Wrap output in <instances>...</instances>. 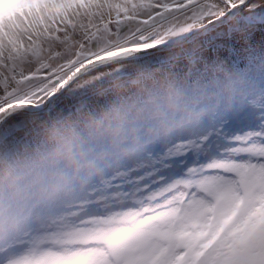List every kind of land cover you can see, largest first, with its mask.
<instances>
[{"label":"rangeland","instance_id":"374dc122","mask_svg":"<svg viewBox=\"0 0 264 264\" xmlns=\"http://www.w3.org/2000/svg\"><path fill=\"white\" fill-rule=\"evenodd\" d=\"M241 1L0 0V116L20 104L43 107L89 59L182 40L223 17L217 15L220 10L227 12ZM5 4L10 7L5 9ZM261 7L264 0H252L223 27L242 32L259 25L264 22ZM214 30L188 45L118 63L125 65L120 71L115 69L118 64L96 70L70 86L72 101L59 95L47 112L14 115L0 129V150L17 156L24 148L41 144L38 133L43 125L86 107L92 91L106 94L123 88L125 97L131 98L134 80H145L168 65L172 68L166 77L155 74V81L148 83L186 94L176 76L181 68L175 66L197 56V67L208 70L215 58L201 62V56ZM167 52L171 53L163 54ZM218 61L224 70V62ZM247 95L241 104L253 103L248 106L256 113L251 122L234 117L227 106L218 112V120L194 125L186 114L163 127L141 129L119 145L106 139L87 144L80 173L61 174L48 191L25 201L0 204V264H56L55 250L76 246L103 249L93 264H163L168 246L223 234L248 207L249 197L254 223L264 220V179L250 189H237L222 175L204 174L220 166L216 156L227 158L237 136L264 127V86ZM121 184L139 187L121 194ZM78 206L80 211L74 209ZM27 207L33 213H26ZM111 229L119 231H105Z\"/></svg>","mask_w":264,"mask_h":264},{"label":"clouds","instance_id":"9594fccd","mask_svg":"<svg viewBox=\"0 0 264 264\" xmlns=\"http://www.w3.org/2000/svg\"><path fill=\"white\" fill-rule=\"evenodd\" d=\"M133 85L131 98L117 92L116 99L95 110L82 126L66 122L45 128L40 146L24 159L0 150V199L19 202L46 192L61 174L84 167L86 146L93 140L122 144L141 129L160 128L182 119L194 103L170 86H156L138 79Z\"/></svg>","mask_w":264,"mask_h":264},{"label":"snow or ice","instance_id":"6c2138e0","mask_svg":"<svg viewBox=\"0 0 264 264\" xmlns=\"http://www.w3.org/2000/svg\"><path fill=\"white\" fill-rule=\"evenodd\" d=\"M217 15L228 18L224 10L217 12ZM259 15L264 21V7L260 8ZM223 23L221 20L219 28L213 26L215 30L208 39V48L202 53L201 62H211L215 58L231 63L253 50L264 52V22L247 26L242 32L230 31L223 27ZM215 159L220 166L210 168L204 174L222 175L226 183L237 189L252 188L258 180L264 179V127L237 136L227 158L218 155ZM134 187L139 186L121 184L118 191L124 194ZM251 207L249 197L248 207L242 209L237 221L229 225L219 237L210 236L195 243L168 246L163 264H264V228L255 227L254 217L249 213ZM97 215L103 216L105 213L97 212ZM105 231L116 232L119 229ZM102 251L90 246L55 250L56 264H93Z\"/></svg>","mask_w":264,"mask_h":264},{"label":"trees","instance_id":"16d2710c","mask_svg":"<svg viewBox=\"0 0 264 264\" xmlns=\"http://www.w3.org/2000/svg\"><path fill=\"white\" fill-rule=\"evenodd\" d=\"M170 53L171 52L163 54ZM196 59L199 60L200 58H198L197 56L188 57L186 60H183L182 63L179 62L177 63L179 65L175 66V68H181L180 72L176 76L180 78V81H183L184 85L187 88L186 95L190 97L194 102L193 106L186 112L188 116H186L185 114V116L188 117L187 120H189L187 122L196 125L197 123L209 121L210 119L214 118L215 120H218L219 117H221L218 112H220V109L222 107L226 108L227 106H231V110L233 111L232 115H234V117L238 119H245L246 122L255 120V111H253L252 108H248V106L251 107L253 105V103H251V100L244 101L249 103L250 105H242L241 102L242 98L246 97L248 93L262 91V87L264 86V83H262L261 81V79H264V52L256 49L250 53L242 54L237 61L231 63L226 60H221V62H224V70L221 69L218 59H215L208 70H206L205 66L203 65L198 68ZM124 66V64H118L116 65L115 69H119L120 71L124 69ZM169 67L172 68V65H168V67H165L164 69L155 70L154 73H149L151 75H149L145 80L142 81L153 82L156 78L155 74L159 75V73H161L162 76L165 74L164 76L166 77V73L171 71ZM87 77L88 76L84 78ZM81 80H83V78H81L79 81ZM100 88L102 89V86L98 89ZM71 89L72 87H70L65 93H63L60 98H64V101H66V99H68V101L71 100L72 96H70L69 94L71 92ZM115 89L118 88H112V90L114 91L106 94H100L98 90H96L97 92L92 91L93 93H89L91 95V98L86 107L82 108L81 110L75 108L74 112L65 115L62 119H52L48 121L47 124H44L43 128L45 129L52 125L59 126L66 122L82 126L84 119L90 116L95 110L99 109L102 105H105L116 99L117 92H119L122 97H125V94L122 90L123 88L119 89L117 92H115ZM58 99L59 98L56 99L54 104H56V102L58 103ZM54 104L50 108L54 107ZM216 106L218 108H216ZM255 108L257 112L258 108ZM38 134L41 135L42 132ZM39 143H41V139ZM37 145L40 146V144L36 143L34 147L29 146L27 148H24V150H22L20 154H18L17 156H13L24 159L38 148ZM108 152L109 150L106 149L104 153ZM76 172L77 174L80 173L79 170ZM87 177L85 176L84 180L89 179V181H91L90 177ZM6 201L9 200L0 199V204H4ZM74 209L76 211H80L79 206ZM32 211V207H27L25 209L26 213L31 214L33 213ZM254 225L258 229L264 228V220H258L254 223Z\"/></svg>","mask_w":264,"mask_h":264},{"label":"water","instance_id":"95a60500","mask_svg":"<svg viewBox=\"0 0 264 264\" xmlns=\"http://www.w3.org/2000/svg\"><path fill=\"white\" fill-rule=\"evenodd\" d=\"M252 0H242L238 4L231 6L230 9L227 11L228 18L225 19L224 17H220L216 20H213L203 26L198 27L194 32L188 34L185 38L182 40H178L175 42H172L168 45L162 46V47H156V48H150L148 50H138V51H128L123 52L119 54H115L113 56H108L104 58H93L87 60L84 64H82L73 74L70 75L68 80L65 81L63 86L61 87L58 94L49 96L46 99L45 105L41 108H36L33 105H26V104H20L17 106H14L10 109H8L5 113L0 116V129L2 125H4L11 117H13L16 114H39L47 112L48 108L51 106L52 102L59 96L62 95L69 87L76 82L77 80L81 79L82 77L103 68H108L110 66L116 65L118 63H123L129 60H133L137 57L148 55V54H154L158 53L164 50H170V49H176L181 46L188 45V43L196 38L200 37L201 35L205 34L209 30L213 29V26L215 25L217 28L221 25V20L224 21V23L230 19L231 15L246 7L250 4ZM223 23V24H224Z\"/></svg>","mask_w":264,"mask_h":264}]
</instances>
